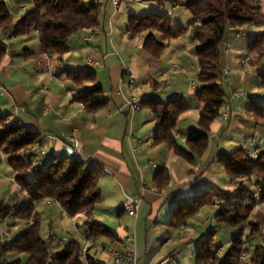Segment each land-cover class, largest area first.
I'll return each instance as SVG.
<instances>
[{
  "label": "crops",
  "instance_id": "crops-1",
  "mask_svg": "<svg viewBox=\"0 0 264 264\" xmlns=\"http://www.w3.org/2000/svg\"><path fill=\"white\" fill-rule=\"evenodd\" d=\"M82 1H96L101 4L98 25L94 29H82L74 33L68 39L67 52L62 55L43 51L36 31L13 36L11 32L5 33L1 30L5 36H10V41L6 43L0 40L7 48L0 60V115H9L12 123L22 124L26 129L38 133L41 146L35 155L40 159L73 158L74 142L70 140V135L76 136L80 144V158L102 169L98 187L102 194L101 201L111 199V213L116 212L117 216L127 214L123 207L128 198L138 202L136 215L127 214L132 220V231L119 225L113 231L117 236L115 239L97 238H102L104 243L109 244L105 249L110 263L111 248L119 246L114 241L132 236L139 264H155L171 254L175 255L173 264H193V261L195 264H204L198 262L196 257L200 243L198 239H187L186 233H178L175 244L169 229L163 234L165 238L161 236L162 226L173 228L183 223L185 226L184 221L170 224L171 215L179 205L190 204L195 195L205 190L215 191L217 188L232 190L233 182L222 172L216 157L220 153H229L239 148L233 145L228 149L221 142V136L226 130L225 122L230 121L227 129L233 126L231 119L235 99L246 97L242 105L253 117L255 126L260 127L261 133L251 143L245 141V149L240 147L246 153H250L257 146L260 147V152L264 150V120H257L248 102L253 99L259 106H264V95H257V99L249 95L248 85L251 78L244 81L240 90L234 87L230 78V86L241 94L232 97L230 88L224 85L228 94L221 111L229 110L230 116L227 120L217 118L211 123L206 152L193 161L177 155L166 144L154 142L156 122L142 102L151 98L167 102L179 95L178 98L190 104V108L179 116L175 132L177 144L187 150L186 134L197 127L201 109V105L194 98L197 88V63L194 53L196 41L191 29V15L183 5L187 0ZM18 2L19 21L32 9V5L25 0ZM21 7L25 9L22 11ZM151 13L168 17L172 29H185L181 36L168 40L166 47L158 55L148 51L144 47V41L150 33L156 40H162L159 32L142 31L132 36L127 28L129 16L140 17ZM185 20L186 27L182 25ZM17 22L12 21L13 24ZM92 30L96 35L84 40L83 37ZM247 31L242 28L232 29L225 34L221 46L222 63L230 67L234 50L239 49L244 42L247 47L249 41L258 34ZM238 32L240 36H237ZM243 57L254 67V57L249 56V52ZM81 70H92L96 77L95 82H74L69 72ZM95 84L102 88L99 98L106 99L107 103L103 108L89 110L77 98ZM255 84L258 89H264L260 87L258 76ZM130 98L136 100V110L126 104V99ZM150 161L155 163L148 165ZM0 164L6 173L0 179V188H8L7 199L3 200L9 204L17 201L22 203L24 200L26 204L24 193L14 181L7 156L1 150ZM46 164L47 162L42 165V169H45ZM162 169L165 170L167 178L163 183H157L155 176ZM17 194L21 195L20 199H17ZM40 202L49 214L63 212L56 201L44 199L35 204L33 213L38 216L41 215L37 207ZM209 206L218 208L215 203ZM12 216L11 224H6L5 220L0 221V234H9L4 239L6 241H12L28 227L27 221L19 223L20 218L15 214ZM83 237L86 241V235ZM94 246L97 247L95 244ZM181 248L186 253L182 258L177 253ZM95 250L97 251L96 248ZM103 258L99 257L101 261Z\"/></svg>",
  "mask_w": 264,
  "mask_h": 264
},
{
  "label": "trees",
  "instance_id": "trees-1",
  "mask_svg": "<svg viewBox=\"0 0 264 264\" xmlns=\"http://www.w3.org/2000/svg\"><path fill=\"white\" fill-rule=\"evenodd\" d=\"M25 1L32 5V9L13 24L6 3L0 0V30L11 32L13 36L36 31L43 51L62 55L67 52L68 39L74 33L82 29H94L98 25L101 4L96 1ZM183 5L191 15V29L196 41L194 53L198 84L194 98L201 105L197 127L190 129L185 137L187 150L179 147L175 132L179 116L190 108V104L178 97L167 102L151 98L142 103L150 110L156 122L154 142L164 143L177 155L193 161L206 152L210 125L218 118L227 98L222 82L221 46L224 36L232 29L238 30L253 24L264 25V10L258 0H187ZM127 28L132 36L142 31L159 32L162 40H156L150 33L144 41V47L154 55H158L166 47L168 40L185 32L184 28L172 29L169 18L157 13L140 17L131 15ZM247 47L249 54L256 57L252 65L261 63L264 58V30L249 41ZM6 49V45L0 43V60ZM69 75L76 83H94L96 80L92 70L69 72ZM257 75L260 87H264V69ZM101 93V86L95 84L77 99L87 109L97 110L107 103L106 99L99 98ZM248 102L253 114L264 118V106H259L253 99ZM39 140L37 132L26 129L22 124L12 123L9 115H0V150L6 154L14 181L27 200L23 206L19 201L12 204L0 201V221L15 214L28 222L27 229L12 241L4 240L0 235V264H105L89 253V247L84 257L82 245L77 240H71L53 252V237L43 238L40 235L39 216L32 213L38 201L48 199L56 201L69 217L84 215L83 225L87 239L117 237L115 232L93 217L96 205L102 200L98 187L102 169L94 164L86 165L74 156L49 158L43 171H34L28 155L22 156L21 152ZM216 160L230 178H255L261 186L259 198H253L252 189L241 180L231 191L218 188L215 191L205 190L195 195L190 204L179 205L171 215L170 224H179L199 208L214 204L216 199L221 198L223 203L217 208L213 224L235 227L237 236L233 238L223 258L215 254L219 246L215 244L213 235L206 237L197 246L196 257L198 262L204 264H216L218 257L217 264H237L240 245L247 242L242 238L240 224L258 204L264 208V150L252 159L249 153L239 147L229 153L218 154ZM155 178L157 183H163L167 178L165 170L158 171ZM258 230V224L255 223L248 234L254 235ZM22 255H25L24 262L21 260ZM249 258L251 264H264V241L249 250Z\"/></svg>",
  "mask_w": 264,
  "mask_h": 264
},
{
  "label": "rangeland",
  "instance_id": "rangeland-1",
  "mask_svg": "<svg viewBox=\"0 0 264 264\" xmlns=\"http://www.w3.org/2000/svg\"><path fill=\"white\" fill-rule=\"evenodd\" d=\"M3 1L6 2L7 7L12 15V21L17 22L19 19L17 18L18 17L17 9L19 7L18 0H3ZM166 5L169 6V3H166ZM182 25L186 27L185 25H187V20H185ZM242 29L244 31L249 30L253 34H256L264 30V25L253 24L246 26ZM247 35L250 34H245V36ZM1 39L2 41L8 43L10 41V36L9 35L5 36V34L0 30V40ZM247 53L248 51L245 42L241 45L239 49L234 50V53L232 55V64L229 67L230 69L229 75L231 78V83H233L234 87L239 90L243 88L244 81L246 79L251 78V80H249V85H248L250 91L249 95H251V97H253L254 99H257V95L259 94L264 95V89H258L255 84L258 76L257 73L261 70V66L264 64V58L262 59L261 63H257L258 67L257 66L251 67L248 61L244 59L245 57H243V55H246ZM249 56L254 57L252 60L255 61L256 57L252 53L249 54ZM195 81L198 84L197 80ZM226 92H228V90ZM245 98L246 97L235 99V108H232L233 111L232 119H231L232 120L231 123H233L232 128L227 129L228 127L227 125L230 124V121L225 122L226 125H224L225 126L224 129L226 130H224V133L221 136V142L225 143L228 149L232 148L233 145L234 147H240V146L244 147L245 141L251 143L255 138H259V136L261 135L260 127L255 126L253 117L245 111L242 105L243 102L245 101L244 100ZM256 118L259 121L264 120L263 117L260 118L256 117ZM255 127L257 129H255ZM259 153L260 152H258L257 156L259 155ZM0 166H1L0 173L2 175V176L0 175V179H1L3 175H5L6 173L4 172V167L2 166V164H0ZM39 171L41 172L43 171V169L40 168ZM222 172L225 173L223 168H222ZM249 178L235 177L230 179L233 182V188L236 186V183L241 180L245 182L244 184H246L248 188L253 189V186L251 185ZM253 179L255 180V178ZM7 190L8 188H6V186L0 188V201L6 202L3 199H7L6 197ZM110 201H111L110 198H106L100 203H98L96 205V209L93 211V217L112 231H115L116 227L119 225L125 226L132 231L134 228H133V224H131L132 223L131 217L128 216L127 214H124L123 216H117L116 212L111 213L109 209L111 205ZM214 203L217 206H219L220 204L223 203V200L221 198H218L215 200ZM23 204H24V200L22 201V206ZM37 207L38 210L41 212V215L39 216L40 235L44 238H48L50 236L53 237L51 251L54 252L55 250L60 249L64 244L68 243L71 240H77L80 242L82 246L85 245L86 243L88 244L89 246L88 251L92 256L98 258L100 257V259L104 257L102 259L103 262L105 264H110L109 259L106 257L107 249H104V251L102 252L95 250V248L97 249V247H95L94 244L98 246L104 243V241H102V238L97 240L86 239V241L83 239L84 238L83 235H86V229L83 225V220H84L83 214H78L75 217L71 218L61 211H59L58 214H53V215L52 213L49 214L48 212H46L45 208H43L44 205L41 202L37 205ZM216 211L217 209L215 207L205 205L199 208L193 214L189 215V217L185 218L184 220V222L186 223L185 226L183 225L184 223L173 228L169 226H162L163 230L161 236L165 238V235L163 234L166 232L165 231L166 229H169L171 238L172 239L174 238V242L176 244L177 243L176 241L178 239V233L181 234L186 233L187 239L194 238V239H198V241H201L202 236L208 231H211L210 236L212 235L213 232H215L213 234V240L215 244L219 246L220 249L219 252H217L216 250L215 254L223 258L225 253L230 248L233 238L237 236L238 231L235 227H231V226H220V225L214 226L213 220ZM33 214L34 213H32V215ZM4 220L6 224H11L13 222V216L10 215ZM18 221H20L19 223H24L23 220L21 219H18ZM255 223L258 224L259 230L254 235H249L248 233L251 232V226ZM240 228H242V236H243L242 238L247 242H243L240 245L237 264H251L249 258V250L253 249L255 246L261 245L264 241V208L261 204H258L252 210V212L248 213L247 219L241 222ZM210 236L208 238H210ZM58 241H62L63 245L58 246L57 245ZM244 248H246V251L245 254L242 255V252H244ZM177 253L178 256H181V258L186 255V253L182 248L177 250ZM219 257H218V261H216V264L219 262ZM21 260L22 262L25 261V255H22ZM193 264H195V261H193Z\"/></svg>",
  "mask_w": 264,
  "mask_h": 264
},
{
  "label": "built area",
  "instance_id": "built-area-1",
  "mask_svg": "<svg viewBox=\"0 0 264 264\" xmlns=\"http://www.w3.org/2000/svg\"><path fill=\"white\" fill-rule=\"evenodd\" d=\"M136 1H140V0H136ZM260 6L262 7V9L264 10V0H258ZM22 11L25 9V7H21L20 8ZM96 35L95 31H90V33L86 36L83 37L84 40H89L92 37H94ZM237 36H240V32L237 33ZM91 63V62H90ZM261 69H264V65L261 66ZM230 69L229 66L225 63H222V82L223 84H226L228 86V88H230V92H231V96L232 97H237L238 95H240V92L237 90H234L231 86H230ZM129 77L131 78L132 75H129ZM177 97H179V95H177ZM126 104L132 109V110H136L138 108L137 104H136V100L134 98H130V99H126ZM17 110L15 109V112ZM230 116V111L229 110H225L223 112H220L218 118L222 121L227 120ZM70 140L72 142H74V148H73V154L74 156L80 158L79 156V140L76 136H74L73 134L70 135ZM41 143L40 140L39 141H35L34 143H32L31 145H29L25 150H23L21 152V155H28L29 160L32 162V166H33V170L37 171L40 168H42V165L44 163H46L49 160V157H44L43 159L37 158L35 155V152L40 148ZM258 152H260V147L257 146L255 147L250 153V157L252 159L256 158ZM43 153V152H42ZM81 159V158H80ZM82 160V159H81ZM86 165H89L90 163L88 161L82 160ZM155 162L150 161L148 163V165H152ZM251 185L253 186V194L252 197L258 199L261 193V187L257 184L256 180H254L252 177L249 178ZM21 195L17 194V199H20ZM139 204L137 201L133 200L132 198H128L127 203L124 205L123 209L124 211L130 215V216H135L138 210ZM214 223V221H213ZM211 231H208L207 233H205L202 236V239H205L206 237L210 236ZM1 237L3 239H5L6 237H9V234H0ZM115 244H118L119 246L117 247H113L110 250V255H111V263L110 264H139V257L135 251V247H134V239L132 236H125L123 237L121 240L118 241H114ZM58 246L63 245L62 241H58L57 242ZM109 244L107 243H102L100 245L97 246V250L101 251L104 250ZM88 244L86 243L85 245L82 246V252H83V256L85 257V253L88 249ZM220 249H217V252H219ZM246 248H244V252H242V255L245 254ZM175 260V255L171 254L168 255L164 258H162L161 260H159L158 262H156L155 264H173Z\"/></svg>",
  "mask_w": 264,
  "mask_h": 264
}]
</instances>
